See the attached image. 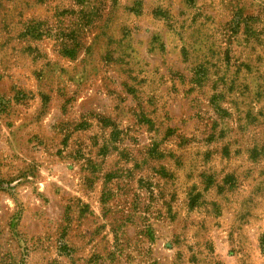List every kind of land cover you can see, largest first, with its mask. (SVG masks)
<instances>
[{
  "label": "rangeland",
  "instance_id": "1",
  "mask_svg": "<svg viewBox=\"0 0 264 264\" xmlns=\"http://www.w3.org/2000/svg\"><path fill=\"white\" fill-rule=\"evenodd\" d=\"M0 264H264V0H0Z\"/></svg>",
  "mask_w": 264,
  "mask_h": 264
}]
</instances>
